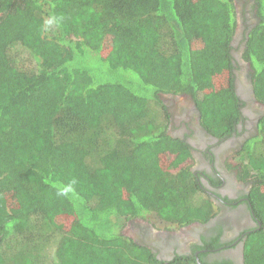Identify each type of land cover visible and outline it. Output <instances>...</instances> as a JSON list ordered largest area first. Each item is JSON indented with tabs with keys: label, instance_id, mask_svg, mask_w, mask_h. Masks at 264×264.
Instances as JSON below:
<instances>
[{
	"label": "trees",
	"instance_id": "obj_1",
	"mask_svg": "<svg viewBox=\"0 0 264 264\" xmlns=\"http://www.w3.org/2000/svg\"><path fill=\"white\" fill-rule=\"evenodd\" d=\"M238 9L253 19L234 45ZM240 50L264 106V0H0V264H198L156 259L121 229L215 215L162 94L191 95L202 126L230 136ZM239 153L262 222L245 264H264V109Z\"/></svg>",
	"mask_w": 264,
	"mask_h": 264
},
{
	"label": "flooded vegetation",
	"instance_id": "obj_2",
	"mask_svg": "<svg viewBox=\"0 0 264 264\" xmlns=\"http://www.w3.org/2000/svg\"><path fill=\"white\" fill-rule=\"evenodd\" d=\"M242 12L238 9L234 45L253 19L249 16L243 23ZM241 54V50L234 52L238 61L234 73L242 119L230 136L216 137L202 126L191 95H162L170 111L168 132L190 144L192 156L187 164L191 165L203 192L213 201L216 213L206 222L165 228L155 227L142 217L126 221L127 231L123 230V234L145 247L156 259L171 262L179 257L194 258L198 264H245L248 237L262 228L250 200L252 182L241 176V167L234 161L256 131L260 112L257 105H261L252 94L247 76L249 64Z\"/></svg>",
	"mask_w": 264,
	"mask_h": 264
},
{
	"label": "rangeland",
	"instance_id": "obj_3",
	"mask_svg": "<svg viewBox=\"0 0 264 264\" xmlns=\"http://www.w3.org/2000/svg\"><path fill=\"white\" fill-rule=\"evenodd\" d=\"M239 22V21H238ZM109 41H112V38L110 37L109 38ZM198 44H200L199 43V41H196L195 43H194V45L195 46H197ZM112 46V43L111 42H107V46H105V51H104V53H106L107 52V50L110 48ZM248 64V63H247ZM248 67H249V65H248ZM111 75V73L109 74V76ZM228 82H229V72H220V73H218L217 74V76L215 77V79H214V83H215V85H214V87L215 88H218V87H221V86H225V85H227L228 84ZM162 95H166V94H162ZM164 97V96H163ZM257 107H258V111H261L262 109H264V106L263 105H257ZM169 126V125H168ZM167 129H168V127H167ZM170 129V128H169ZM168 129V130H169ZM238 156V155H237ZM174 160V157L172 156V155H169V154H166L165 155V161H166V163L170 166L171 165V162ZM235 162H237V163H240L242 160L240 159V157H239V159L237 158V157H235V160H234ZM190 167H191V165L190 164H188ZM181 166H183V164L182 163H180V165H178L175 169H177V168H179V167H181ZM252 187V186H251ZM250 187V190H252V188ZM259 192H260V188H256V190L254 191V195H255V197H258L259 196ZM204 196H208L206 193H204ZM148 221H150V223L152 224V225H154L155 227H160V228H165V227H168V225L169 224H165V223H162L161 221H159L155 216H153V215H149V216H147V218H146ZM127 228L125 227V225H123V227H122V229H121V231H123V230H126ZM127 231V230H126ZM18 252H20L21 253V251H18Z\"/></svg>",
	"mask_w": 264,
	"mask_h": 264
},
{
	"label": "clouds",
	"instance_id": "obj_4",
	"mask_svg": "<svg viewBox=\"0 0 264 264\" xmlns=\"http://www.w3.org/2000/svg\"><path fill=\"white\" fill-rule=\"evenodd\" d=\"M47 23H48V24H52V23H53V21H52V20H49Z\"/></svg>",
	"mask_w": 264,
	"mask_h": 264
}]
</instances>
